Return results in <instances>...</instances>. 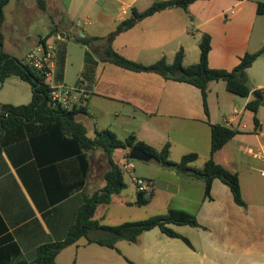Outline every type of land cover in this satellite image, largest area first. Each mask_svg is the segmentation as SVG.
<instances>
[{"label": "crops", "instance_id": "0c3cea01", "mask_svg": "<svg viewBox=\"0 0 264 264\" xmlns=\"http://www.w3.org/2000/svg\"><path fill=\"white\" fill-rule=\"evenodd\" d=\"M156 1L159 0H69L61 2V9H57L55 0H46L43 12L50 19L48 33L41 36L56 30L58 35L55 33L48 40L55 46L57 58L56 49L61 44L67 46L70 38L85 35L105 38L132 15L133 8L144 11ZM259 2L262 1L197 0L188 10L168 8L117 34L112 44L120 54L144 64L162 57L173 62L176 53L183 49L184 64L189 66L200 60V41L204 33H209L210 67L232 70L247 52H256L264 46L262 37V47L247 49L260 16ZM23 15L28 17V10L23 9ZM82 18L84 27L78 24ZM37 42L26 51L24 59ZM85 47V70L80 76L83 81L72 100L73 108L80 110L77 119L85 124L89 135L96 130L111 129L122 139L135 134L146 141L140 136L141 130L158 133L156 122L164 121L173 126H187L186 132L196 138L203 136V154L208 160L209 124L236 128L240 133L214 154V160L238 172L247 206L238 205L230 187L217 178L212 184L211 198L205 197L203 186L195 212L201 225L198 228L202 230L200 245L192 243L190 247L196 256L186 250L178 254L169 246L172 237L161 230V234L153 232L159 229L155 228L139 237L151 235L141 246L143 254L136 259L123 253L122 240L118 241L117 249H112L89 243L83 237L59 253L57 264H189L198 260L200 264H264V105L256 114L246 107L255 97V90L264 92V54L247 71L252 87L250 96L240 99L227 90L226 82L210 83L208 115L199 88L100 62L98 55ZM67 57L68 49L66 60ZM10 98L15 97L3 95L0 104H12ZM255 117L259 125L255 124ZM166 143L171 141L166 139L163 145L153 146L162 148ZM172 146L171 143V149ZM122 153L114 159L123 165L130 161L124 150ZM188 153L199 154L189 150L181 153L178 161L170 160L180 163ZM59 156L44 126L27 123L0 132V264H35L38 248L63 240L75 224L85 196L105 185L104 173L109 162L103 151L89 154L88 175L79 158ZM153 183L155 193L154 180ZM13 243L21 250L16 259H12L8 247Z\"/></svg>", "mask_w": 264, "mask_h": 264}, {"label": "trees", "instance_id": "16d2710c", "mask_svg": "<svg viewBox=\"0 0 264 264\" xmlns=\"http://www.w3.org/2000/svg\"><path fill=\"white\" fill-rule=\"evenodd\" d=\"M195 1L197 0H159L144 11H138L136 8H133L132 15L122 21L109 36L105 38L87 35L76 36L75 40L90 47L98 55L100 62L110 63L137 73L156 74L166 80L189 83L199 88L202 93L205 112L209 115L208 90L212 82L224 81L230 93L240 97L250 96L252 87L247 76V71L264 54V46L256 52H247L241 57L236 67L232 70H227L211 68L209 65V55L212 50V36L209 33L202 35L200 41V60L189 66L184 64L185 54L183 49H180L176 53L173 62H169L166 57H162L154 63L144 64L120 54L112 44L117 34L131 29L144 18L168 8L188 10L189 6ZM9 3L10 0H0V46L4 45L2 26L5 17L3 8ZM258 14H264V2H259ZM55 33L56 30L54 29L45 38H50ZM40 41V43H44L47 40L41 39ZM56 52V79L58 82L64 83L67 55L66 44H61L56 49ZM10 77H18L30 83L33 87V96L28 104H0V132L4 129L19 127L27 123L44 126L49 131L53 144L60 153L59 158L63 159L74 156L79 158L82 161L86 175H88L90 170V153L103 151L107 155L109 162V168L104 173L105 185L103 188L85 196L77 220L70 227L67 236L63 240L43 244L38 248L35 264H57L56 258L59 253L83 237L87 238L89 243H97L105 247L117 249L116 245L118 241L137 242L143 233L155 228H159L169 237L182 239L189 247H193L192 242L187 237L169 227L170 224L201 226L196 216L182 209L171 208L165 215L151 217L142 221L125 222L115 226L104 225L101 220L96 218L99 205L110 204L114 195L120 194L127 188L123 165L114 159L116 150H125L126 158L130 161V150L132 148H140L152 155L154 160L159 164L169 163L172 165L171 167L180 165L187 168L189 174L204 181L206 198H211L213 181L218 178L230 187L234 201L238 205L242 207L247 206V202L242 195L238 172L231 171L214 160V154L240 133L238 129L223 124L210 123L211 157L203 168H193L190 167V164L199 158L198 154L188 153L181 158L180 163L172 162L170 160V143H166L162 148H157L144 140L138 139L135 134L122 139L111 129L96 130L95 134L90 136L85 124L77 119L80 110L55 106L52 103L50 88L45 78L25 62L24 59L11 56L3 47L0 50V81L3 83ZM33 77L37 79V82H34ZM254 93L255 97L247 103L246 107L256 114L264 102V92L262 89H257ZM254 120L255 124L259 125L258 118L255 117ZM150 181L153 182V180ZM136 195L137 199L134 204L144 206L152 201L154 192H142L136 187ZM8 247L11 251L12 259L21 256V250L16 243Z\"/></svg>", "mask_w": 264, "mask_h": 264}, {"label": "rangeland", "instance_id": "374dc122", "mask_svg": "<svg viewBox=\"0 0 264 264\" xmlns=\"http://www.w3.org/2000/svg\"><path fill=\"white\" fill-rule=\"evenodd\" d=\"M55 1L56 8L61 9V2L67 3L69 0ZM259 1L264 2V0ZM23 9L28 10L29 16L26 18H24ZM234 9L236 10L237 8ZM44 10H46V0H10V3L3 8L5 17L2 26V32L4 34L3 47L6 52L16 58L24 59L26 51L32 47L36 40L38 41L37 44L41 42V39H46L50 42L48 40L49 38L41 36L48 33L47 27L49 24L48 20L50 19L48 15L43 12ZM83 21L84 18L80 20V23H77L81 25V27H84ZM262 37H264V14L258 16L248 42V51H253L262 47ZM67 49L68 57L65 66V84L69 87L81 86L83 80L80 76L85 70L84 56L86 47L82 43L70 38V40L67 41ZM100 66L101 68L103 67L102 64ZM105 79L106 78L103 76L102 80ZM221 82L224 83V81ZM9 94L15 97L10 98L13 99L11 100L12 102H10L13 105H16L14 103H19L18 105L28 104L32 100L33 87L30 83L18 77H11L4 83L0 81V98L3 97V95L8 96ZM238 98L241 99L242 97L239 96ZM156 123L158 133H152L147 129H142L140 136L146 139L149 144L151 143V145L158 147L163 145L166 139L170 140L173 145L171 149L173 156H171L170 159L173 158L175 161H178L179 157H181V153H185L189 150L198 151L199 158L192 162L190 167L199 169L204 167L208 160L203 154L205 147V139L203 136L196 138L190 135L186 132L187 126H173L171 124H166L164 121H157ZM149 128L153 129L154 126L149 125ZM90 135L93 136V133L90 132ZM122 152L123 150H116L114 156L119 158V154H123ZM130 163L135 167L133 174L136 177L153 179L155 181L156 188L152 201L144 206L134 204L137 199L136 186L131 180L130 173L125 171L127 188L120 194L114 195L110 204L98 206L96 218L101 220L102 224L115 226L125 222L142 221L151 217L165 215L171 208L182 209L196 216L195 212L199 207L202 188L205 186L202 179L193 177L189 173H181L174 167L162 166V164H159L155 160L146 162L131 159ZM169 227L187 237L194 246L200 245L202 234L200 228L177 224H170ZM153 232L161 234L160 229H155ZM148 234L142 236L136 243L122 240L120 248L123 253L132 259L141 257L143 254L141 246L144 242L147 243L148 238L151 236ZM170 240L171 243L169 246L176 249L178 254L186 250L192 253L193 256H196V252L190 251V247H188L187 243L182 239L171 238ZM182 248L183 250H181ZM139 251L141 252L140 254L134 253H139ZM189 264H200V261H192Z\"/></svg>", "mask_w": 264, "mask_h": 264}, {"label": "built area", "instance_id": "2783aa9c", "mask_svg": "<svg viewBox=\"0 0 264 264\" xmlns=\"http://www.w3.org/2000/svg\"><path fill=\"white\" fill-rule=\"evenodd\" d=\"M25 62L37 70L45 78L50 88V97L55 106L65 109L73 108V97L80 92V86L69 87L56 79L57 63L55 46L46 41L37 44L28 52ZM134 165L130 162L123 164V170L130 173L132 182L142 192L151 193L154 190V183L150 180L136 177L133 174Z\"/></svg>", "mask_w": 264, "mask_h": 264}, {"label": "water", "instance_id": "95a60500", "mask_svg": "<svg viewBox=\"0 0 264 264\" xmlns=\"http://www.w3.org/2000/svg\"><path fill=\"white\" fill-rule=\"evenodd\" d=\"M2 49H3V46H0V50ZM33 80L34 82H37V79L35 77H33ZM253 95L255 96V93H253ZM262 104L264 105V102ZM129 157L130 159L141 160V161H146V162L154 160L152 155H150L145 150L140 149V148H132L129 152ZM162 166L171 167L172 165L169 163H162ZM174 168L181 173L189 172L187 168H184L180 165H176Z\"/></svg>", "mask_w": 264, "mask_h": 264}]
</instances>
